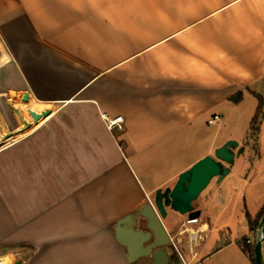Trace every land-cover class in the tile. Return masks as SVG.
Listing matches in <instances>:
<instances>
[{
    "label": "crops",
    "instance_id": "obj_1",
    "mask_svg": "<svg viewBox=\"0 0 264 264\" xmlns=\"http://www.w3.org/2000/svg\"><path fill=\"white\" fill-rule=\"evenodd\" d=\"M6 91L30 121L0 146V249L20 247L21 264H147L128 260L121 221L233 138L248 153L231 149L196 218L164 205V264H252L240 238L264 204V145L245 144L264 93V0H0Z\"/></svg>",
    "mask_w": 264,
    "mask_h": 264
},
{
    "label": "water",
    "instance_id": "obj_2",
    "mask_svg": "<svg viewBox=\"0 0 264 264\" xmlns=\"http://www.w3.org/2000/svg\"><path fill=\"white\" fill-rule=\"evenodd\" d=\"M16 93L11 91L5 92V98L9 100ZM28 93L25 91L21 95L23 101H27ZM33 121H36L42 114L36 113L32 109L27 110ZM30 126V121L22 117H15L6 107L4 99H0V145L4 140L10 137L18 128H26ZM236 140L229 139L222 145L217 147L214 155H206L189 168L180 172L176 182L172 187L165 189L163 193H159L154 205L147 204L145 211L142 213L148 219V227L155 236L154 240L149 242L145 247L139 245L138 236L132 234L124 238L121 229L117 230L116 239L128 247V260L132 261L141 255H150L153 264H164L168 260L167 254L163 249V245L169 241V236L161 222L164 217V205L171 207L175 211L184 214L187 213L188 218L193 220L199 215L198 210H194L192 201L206 187L210 179L214 176L222 174L226 170L222 168V161L230 162L233 158V152L230 148L237 147ZM147 231L141 235V240L150 238L151 232ZM264 241V212L259 220L255 231V241L253 245L254 264H264L263 253ZM13 264H21L16 261Z\"/></svg>",
    "mask_w": 264,
    "mask_h": 264
},
{
    "label": "rangeland",
    "instance_id": "obj_3",
    "mask_svg": "<svg viewBox=\"0 0 264 264\" xmlns=\"http://www.w3.org/2000/svg\"><path fill=\"white\" fill-rule=\"evenodd\" d=\"M262 95L264 96V93ZM2 99H4L6 107L9 109L10 112H12V114L15 117H22V118L26 119L24 117V115L20 111V98H19V96L18 97L17 96L16 97L13 96L9 100H7L5 98V92H4ZM27 114H28V116H30L28 112H27ZM259 118H261V121L259 123V127L260 128H259V131H258L257 146H258L259 143H260V145L263 146L264 145V124H263L264 123V107L262 108V110H261V112L259 114ZM26 120H28V119H26ZM233 126L234 127L237 126V128H238L240 126V123H238L237 125L234 124ZM19 135H20V130H18V132H17V136H19ZM232 140H234V138ZM7 143H8V141L4 140L1 145H5ZM251 143H252V145H256L255 140L251 141ZM230 149H232L235 152L236 159H238L242 155H246L248 153L247 148H246L244 154L239 153L237 151L238 148H236V147H232ZM129 220H132V221L129 223V226H127ZM120 229H121V232H122L124 238L129 237L132 234L137 235L138 236V240H139L138 242H139L140 248L141 247H145L149 242L153 241L154 238H155V236L153 235V233L150 231V229L148 227V219L143 214H138V215H136V216H134V217H132L130 219L121 221ZM147 231L151 232L150 238L145 239L144 241L141 240V235L143 233L147 232ZM244 237L248 238V243H246V244L248 245L247 247L249 249L251 246L254 245L255 232L253 233V232L248 231V235L247 236H245V235L241 236L240 241L243 242ZM122 246L125 248V251H126V254H127V258H128L129 257V249L124 244H122ZM163 246H164V248L167 249V251L171 252L173 250L172 243L170 241H168ZM263 253H264V241H263ZM25 255H26V253L24 255H20V247H18V248L13 247L12 249L11 248L10 249H0V261L2 262V264H13L16 261H20L21 260L20 258H23ZM140 257H141L140 258L141 261H145V262H147V264H149V263L151 264V258H150L151 256L150 255H141Z\"/></svg>",
    "mask_w": 264,
    "mask_h": 264
},
{
    "label": "trees",
    "instance_id": "obj_4",
    "mask_svg": "<svg viewBox=\"0 0 264 264\" xmlns=\"http://www.w3.org/2000/svg\"><path fill=\"white\" fill-rule=\"evenodd\" d=\"M255 97L257 98V106L255 108L254 114L250 120L249 127H248V132L246 136V141L245 144L251 146L253 149H257V137H258V131H259V123L261 121V118H259V114L264 107V96L253 92ZM241 99V92H238L235 94L234 97H232L233 102H238ZM255 140L256 145H252L251 141ZM264 212V204L261 206V208L258 210V212L254 215L251 216L248 212L245 213V217L248 223V229L250 232H255L256 228L258 226L259 220ZM246 241V242H245ZM245 243V244H244ZM248 238L244 237L243 242L240 241V244L242 245V249L246 251L249 255L250 261L254 264V257H253V246H251L248 249Z\"/></svg>",
    "mask_w": 264,
    "mask_h": 264
},
{
    "label": "built area",
    "instance_id": "obj_5",
    "mask_svg": "<svg viewBox=\"0 0 264 264\" xmlns=\"http://www.w3.org/2000/svg\"><path fill=\"white\" fill-rule=\"evenodd\" d=\"M219 119V115L218 114H214L212 115V117L210 119H208V123H214ZM103 120H104V124L105 127L108 130L111 129H121L122 128V116H115V117H108L106 115H103Z\"/></svg>",
    "mask_w": 264,
    "mask_h": 264
},
{
    "label": "bare ground",
    "instance_id": "obj_6",
    "mask_svg": "<svg viewBox=\"0 0 264 264\" xmlns=\"http://www.w3.org/2000/svg\"><path fill=\"white\" fill-rule=\"evenodd\" d=\"M0 264H2L1 261H0Z\"/></svg>",
    "mask_w": 264,
    "mask_h": 264
}]
</instances>
